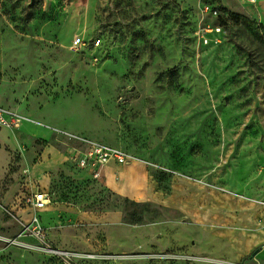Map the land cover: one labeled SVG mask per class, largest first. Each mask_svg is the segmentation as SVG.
Here are the masks:
<instances>
[{
	"label": "rangeland",
	"instance_id": "1",
	"mask_svg": "<svg viewBox=\"0 0 264 264\" xmlns=\"http://www.w3.org/2000/svg\"><path fill=\"white\" fill-rule=\"evenodd\" d=\"M0 106L24 118L0 126V264H264V0H0ZM81 138L163 172L162 191L168 158L189 160L207 225L155 223L168 215L155 201L73 162ZM39 189L47 243L69 263L13 216Z\"/></svg>",
	"mask_w": 264,
	"mask_h": 264
},
{
	"label": "crops",
	"instance_id": "2",
	"mask_svg": "<svg viewBox=\"0 0 264 264\" xmlns=\"http://www.w3.org/2000/svg\"><path fill=\"white\" fill-rule=\"evenodd\" d=\"M146 164L142 161L118 164L112 160L102 168L101 179L112 191L127 197L130 201H155L159 215L161 216V211H167L168 214L166 217L162 216V220L157 219L155 223L178 224L184 222L186 216H190L196 217L197 227L204 229L207 225L206 219L199 209L205 205L204 181L201 185L197 182L194 185V182L189 181L191 177L185 174H189V166L187 167L189 160L183 161L179 171L174 170L175 161L172 157H169L165 162L164 167L175 173L172 177L169 193L159 189L157 180L150 174ZM191 172H195L197 176L204 178L205 170L199 166ZM121 173L128 174L130 177L122 180L120 178ZM193 208H196L195 215L187 212Z\"/></svg>",
	"mask_w": 264,
	"mask_h": 264
},
{
	"label": "built area",
	"instance_id": "3",
	"mask_svg": "<svg viewBox=\"0 0 264 264\" xmlns=\"http://www.w3.org/2000/svg\"><path fill=\"white\" fill-rule=\"evenodd\" d=\"M255 3L256 0H250ZM210 8L206 5L203 10L206 12ZM223 29L221 26L216 28H203L201 30V39L205 45L216 46L219 45L223 37ZM76 44H83L85 42L78 39ZM99 44V42H97ZM24 118L15 111L7 110L0 106V126L9 129H19ZM81 141L86 145V150L79 147L75 148L71 158L81 169H86L92 172L95 177L101 175L102 168L110 161H115L118 164H127L129 162L138 161L139 159L133 154L124 149L112 146L107 143L99 142L92 139L81 138ZM51 202V195L48 191L39 189L31 190L19 196L17 207L20 209L19 216L13 215L22 226H24L23 234L32 233L40 241L38 248L42 252L62 258L66 263H69L71 255L70 251L55 249L52 245L47 243V233L41 224L40 213ZM21 206V207H20ZM12 214L13 212L10 211ZM29 216L28 222L23 221L22 215ZM21 215V218H20Z\"/></svg>",
	"mask_w": 264,
	"mask_h": 264
},
{
	"label": "trees",
	"instance_id": "4",
	"mask_svg": "<svg viewBox=\"0 0 264 264\" xmlns=\"http://www.w3.org/2000/svg\"><path fill=\"white\" fill-rule=\"evenodd\" d=\"M163 172H161L160 174H162ZM160 174H157L156 172H154L153 173V175H154V177L157 179V181H158V183H159V185L161 186V180H162V178H161V175ZM166 193H169V191H170V187H164V189H163Z\"/></svg>",
	"mask_w": 264,
	"mask_h": 264
}]
</instances>
